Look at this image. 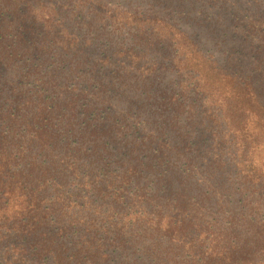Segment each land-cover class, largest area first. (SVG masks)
<instances>
[{"label":"trees","instance_id":"1","mask_svg":"<svg viewBox=\"0 0 264 264\" xmlns=\"http://www.w3.org/2000/svg\"><path fill=\"white\" fill-rule=\"evenodd\" d=\"M68 1L86 6L91 0ZM56 2L0 0V245L7 249L1 264H264V173L253 161L232 166L217 150L221 160L211 173L197 145L194 152L163 128L144 134L135 123L137 107H120L111 88L93 76L94 62L82 55L79 37L37 33L35 41L45 38L53 56L61 51L72 81L65 77L60 86L27 69L34 39L13 32L17 11H44L38 16L52 33H69ZM126 16L108 18L124 22ZM134 53L133 73L144 57ZM207 56L191 58L185 68L211 65L249 96L257 108L249 113L264 122L251 75ZM117 59L105 53L103 62L115 65ZM11 69L17 72L4 76ZM105 70L100 64L98 72ZM168 102L183 107L189 100L180 92ZM210 120L235 137L222 114ZM117 133L129 141L124 153L113 144Z\"/></svg>","mask_w":264,"mask_h":264},{"label":"rangeland","instance_id":"2","mask_svg":"<svg viewBox=\"0 0 264 264\" xmlns=\"http://www.w3.org/2000/svg\"><path fill=\"white\" fill-rule=\"evenodd\" d=\"M57 1L60 19L69 33L57 32L56 36L50 31L46 20L38 16L44 13L36 10L42 7L38 1L34 11L32 6L23 7L22 13L17 11L20 22L12 24L13 32L31 33L34 39L31 41L34 44H28L33 52L28 55L27 69L36 68L42 81L54 77L55 83L63 86L65 77L71 80L66 73L69 61L62 60L61 51L56 56L50 54L45 38L37 44L36 36L50 33L55 39L66 34L79 37L86 48L82 55L85 57L87 53L90 62H94L90 66L93 76L111 88L120 107H137L139 118L135 123L141 131L144 129V134L154 135V131L159 133L163 128L174 141L184 146L188 144L194 152L197 145L211 173V166L221 160L217 150L226 153L224 159L232 166L253 161L264 173V122L249 113L250 109L257 111L254 102L249 96H243L239 88L219 78L211 65L196 66V71L185 68L191 58L201 61L207 55L210 60L223 63V67L235 63L233 71L251 75L257 87V98L264 106V0L224 3L223 0H91L86 6L68 0ZM119 12L127 13L124 22L108 18ZM153 18L165 19L174 26ZM151 20L156 22H144ZM147 26H153L154 31L145 32ZM197 50L201 51L200 55L196 54ZM134 52L144 57L139 65L142 68L133 73L139 61ZM105 53L118 58L115 65L103 62ZM100 64L105 65L104 74L98 72ZM6 72L4 76H13L17 70ZM180 92L188 96L189 103L183 107L170 104V96ZM212 113L222 114L227 127L235 131V139L224 126L212 124ZM112 139L122 153L128 151L129 141L121 133L113 135ZM112 159L114 161V157ZM121 166H124L122 162L117 171ZM226 178L227 173H221L219 181L224 183ZM227 186L226 183L225 189ZM225 196L229 201L227 191ZM230 207L234 211L231 204ZM6 250V244L0 245V264Z\"/></svg>","mask_w":264,"mask_h":264}]
</instances>
